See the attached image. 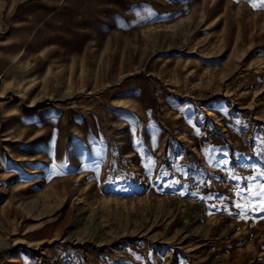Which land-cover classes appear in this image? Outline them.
<instances>
[{"label":"rangeland","instance_id":"obj_1","mask_svg":"<svg viewBox=\"0 0 264 264\" xmlns=\"http://www.w3.org/2000/svg\"><path fill=\"white\" fill-rule=\"evenodd\" d=\"M260 184L264 0H0V264H264Z\"/></svg>","mask_w":264,"mask_h":264},{"label":"snow or ice","instance_id":"obj_2","mask_svg":"<svg viewBox=\"0 0 264 264\" xmlns=\"http://www.w3.org/2000/svg\"><path fill=\"white\" fill-rule=\"evenodd\" d=\"M250 179H254V178H250ZM240 191H242V190H240ZM249 193L251 196L260 198V201H259L260 207L257 208L256 210L264 209V184L258 185V190H257L256 186L250 185L249 186ZM183 194L184 193H181V195H183ZM195 194L196 193H193V195H195ZM209 198H211V197H209ZM236 207L240 208V207H243V205L237 204Z\"/></svg>","mask_w":264,"mask_h":264}]
</instances>
